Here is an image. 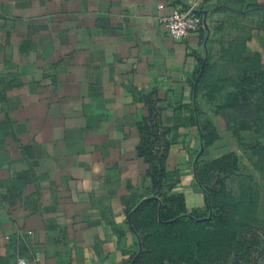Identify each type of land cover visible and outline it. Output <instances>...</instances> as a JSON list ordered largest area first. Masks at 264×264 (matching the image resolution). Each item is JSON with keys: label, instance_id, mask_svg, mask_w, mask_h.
Listing matches in <instances>:
<instances>
[{"label": "crops", "instance_id": "1", "mask_svg": "<svg viewBox=\"0 0 264 264\" xmlns=\"http://www.w3.org/2000/svg\"><path fill=\"white\" fill-rule=\"evenodd\" d=\"M197 1L0 0V264H131L128 210L205 211L196 170L219 160L264 249L261 96L234 116L198 92L204 69L264 74V0H201L173 40L162 19Z\"/></svg>", "mask_w": 264, "mask_h": 264}, {"label": "trees", "instance_id": "2", "mask_svg": "<svg viewBox=\"0 0 264 264\" xmlns=\"http://www.w3.org/2000/svg\"><path fill=\"white\" fill-rule=\"evenodd\" d=\"M205 73L206 69L199 77V89ZM257 75V93L264 96V74ZM241 94L239 91L236 96H228L226 99L225 107L231 115L240 114L239 105L249 100L255 92L242 95L244 97ZM244 104H247L249 113L253 114L252 103ZM207 128L205 123L199 125L201 133ZM222 161L197 167L196 178L206 195L205 211L187 213L180 198L161 200L160 196L145 199L128 210L129 226L138 243V250L131 259L134 260L133 264H220L215 261V256L218 254L221 259L227 253L226 248L230 246L227 242L235 235L239 239V243H236L238 249H248L245 246L248 241H252L256 249H259L257 238L252 235L247 222L237 218L245 209L244 205L231 197L223 182L218 179L222 171L228 173V165L223 167ZM156 174L157 179L166 176L162 171ZM214 179L216 182L212 181ZM250 211L246 213L250 214Z\"/></svg>", "mask_w": 264, "mask_h": 264}, {"label": "rangeland", "instance_id": "3", "mask_svg": "<svg viewBox=\"0 0 264 264\" xmlns=\"http://www.w3.org/2000/svg\"><path fill=\"white\" fill-rule=\"evenodd\" d=\"M214 70L217 64H213ZM218 68V67H217ZM234 69H236L234 67ZM257 73L249 74H236L227 75L223 73H214L211 68H208L203 76L202 85L200 90L201 97L203 100H209L210 102L216 101V94L228 96H236V93L241 91V95L255 94L258 95V84H257ZM261 96V104L264 109V96ZM244 97V96H242ZM262 126L264 127V118L262 121ZM264 129V128H263ZM236 243H239L238 237L235 235L232 239L228 240L227 244H230L226 248L227 253L223 255L220 259L218 254L215 256V261L220 264H264V250L256 249L252 241H248L245 246L249 248L238 249Z\"/></svg>", "mask_w": 264, "mask_h": 264}, {"label": "built area", "instance_id": "4", "mask_svg": "<svg viewBox=\"0 0 264 264\" xmlns=\"http://www.w3.org/2000/svg\"><path fill=\"white\" fill-rule=\"evenodd\" d=\"M201 0L193 2L171 16L162 19L166 34L175 41L185 40L203 29V16L198 12L197 6ZM18 264H24L18 260Z\"/></svg>", "mask_w": 264, "mask_h": 264}, {"label": "water", "instance_id": "5", "mask_svg": "<svg viewBox=\"0 0 264 264\" xmlns=\"http://www.w3.org/2000/svg\"><path fill=\"white\" fill-rule=\"evenodd\" d=\"M203 26H205V20H204V18H203ZM133 263H134V260L132 261L131 264H133Z\"/></svg>", "mask_w": 264, "mask_h": 264}]
</instances>
